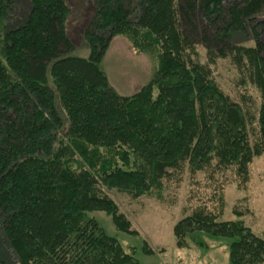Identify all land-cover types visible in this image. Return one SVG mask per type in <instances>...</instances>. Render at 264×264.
Masks as SVG:
<instances>
[{
    "label": "trees",
    "instance_id": "trees-1",
    "mask_svg": "<svg viewBox=\"0 0 264 264\" xmlns=\"http://www.w3.org/2000/svg\"><path fill=\"white\" fill-rule=\"evenodd\" d=\"M28 2L26 19L10 26V1L0 0L3 233L19 264H139L90 214L104 212L117 231L140 237L106 192L139 199L160 192L171 171L202 172L214 160L247 174L264 151V45L258 33L255 48L228 43L246 31L245 20L255 23L264 0L230 8L225 0H94L88 58L73 54L66 0ZM198 5L205 26L216 29L219 54L231 53L240 66L247 60L262 93L263 142L253 147L246 111L190 56ZM115 36L156 59L151 81L132 96H120L102 69ZM173 233L179 249L191 242L206 252V235L229 241V264H264V239L241 221L200 209ZM142 253L153 255L146 241Z\"/></svg>",
    "mask_w": 264,
    "mask_h": 264
},
{
    "label": "rangeland",
    "instance_id": "rangeland-1",
    "mask_svg": "<svg viewBox=\"0 0 264 264\" xmlns=\"http://www.w3.org/2000/svg\"><path fill=\"white\" fill-rule=\"evenodd\" d=\"M10 1V26L23 22L30 12L28 0ZM245 0H225L224 6L242 7ZM69 14L66 20V33L74 46L73 54L81 58L90 56L87 32L96 15L94 0H66ZM245 20L246 31H235L228 43L229 47L255 48V33L264 45V7ZM258 24L260 27H255ZM197 33L190 52L191 58L211 69L212 77L222 91L235 103L240 104L251 120L250 144L263 142L259 125L260 110L263 104L261 91L252 83L247 60L240 66L230 53L222 57L221 46L213 38L215 28L205 26L201 17V7L195 8L191 17ZM210 38V46L204 37ZM155 57L135 51L132 44L123 36H115L105 52L102 69L110 84L120 96H132L147 85L153 76ZM157 95V93L155 94ZM237 166L219 168L217 161L202 172L192 173L188 166L171 171L163 180V189L150 195L134 199L116 191L106 192L115 201L120 213L131 222L132 230L140 237L123 234L115 228L112 219L104 212H94L91 217L97 220L106 234L116 238L127 253H136L139 264H229L227 239L202 235L208 250L202 251L191 242L188 248L179 249L173 229L184 218L196 210L203 209L218 217L221 222L241 221L257 236L264 239V151L254 157L245 176L238 174ZM146 241L153 255L142 253ZM0 264H19L4 235L0 220Z\"/></svg>",
    "mask_w": 264,
    "mask_h": 264
}]
</instances>
